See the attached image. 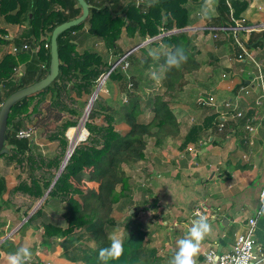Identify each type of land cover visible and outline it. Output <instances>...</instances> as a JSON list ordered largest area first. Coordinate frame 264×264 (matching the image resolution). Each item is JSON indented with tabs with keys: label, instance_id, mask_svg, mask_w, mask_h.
Masks as SVG:
<instances>
[{
	"label": "trees",
	"instance_id": "trees-1",
	"mask_svg": "<svg viewBox=\"0 0 264 264\" xmlns=\"http://www.w3.org/2000/svg\"><path fill=\"white\" fill-rule=\"evenodd\" d=\"M202 1L148 0L138 5L133 0L92 2L84 21L57 36L59 71L56 78L42 90L20 98L8 112L7 128L10 133L5 144L11 147L0 156L20 169L19 173L25 172V178L18 174L16 184L9 188H5L4 182L0 180V195L7 192L8 198L5 201L16 209L22 205L30 209L48 190L40 207L27 222L41 216L42 208L47 203L52 201L63 204L61 216L65 226L42 220L36 227L45 242H55L52 239L60 237L56 242L61 246L64 242L68 246L73 245L79 241L83 232L89 233L95 246L82 250L80 264H102L98 259V251L110 243L105 224L110 221L114 206L132 195L133 185L129 184V175L123 166H131L145 158L148 140L152 139L158 145L165 137L178 135L179 124L170 98L164 93L155 92L151 95L150 105L145 111L137 93L140 83L127 77L116 65L106 78L119 81L118 88L124 95L123 99L112 105L106 102L100 91L96 93L83 123L88 134L74 145L55 179L68 149L66 131L77 126L95 85L114 63L107 61L97 51L79 49L76 43L78 32L86 26L88 36L103 41L115 53L118 48L116 41L122 33L130 37L138 35L142 39L161 35L157 43L163 49L154 58L161 69L165 63L164 53L182 47L187 55L186 62L179 68L162 70L161 73L165 91H178L184 83L181 70L190 73L201 65L197 58L199 50L193 44L196 34L182 29L190 25V9ZM246 7L247 2L244 0H217V16L210 24L223 27L213 31L232 33L229 38L234 45L233 55L237 59L240 49L234 41L233 31L227 27L235 26V20L242 18ZM80 13L81 7L76 0H0V46L11 43L17 48L14 53L7 49L0 52L1 100L32 83L36 76L41 78L47 73L52 29L64 21L76 18ZM3 21L18 24L12 38L2 26ZM241 25L249 23L243 19ZM255 34L251 31L246 41L240 37L246 48L264 43V30L258 40L254 39ZM24 44L28 47L24 48ZM131 54L128 53L125 59L128 60ZM123 55L124 51L119 53V57ZM152 58V55L144 57L141 60L142 66L147 67ZM208 59V62L217 61L215 56ZM20 65H24L25 70L21 71ZM147 111V118H140ZM212 120L214 125L219 119L212 114L202 124L191 125L179 147L184 148L187 143L196 142L202 136L203 129L212 125L208 122ZM27 121L33 123L36 129V140L33 136L16 137L18 129L28 127ZM38 142L52 145L51 152L38 151ZM76 176L95 182L96 187H77L72 180ZM136 215V210L130 214L131 217ZM194 218L191 213L190 219ZM127 229L130 231L123 239V254L108 264H162L163 258L157 255L156 249L147 245L146 231L138 225ZM172 256L173 253L168 254L169 259Z\"/></svg>",
	"mask_w": 264,
	"mask_h": 264
},
{
	"label": "crops",
	"instance_id": "crops-1",
	"mask_svg": "<svg viewBox=\"0 0 264 264\" xmlns=\"http://www.w3.org/2000/svg\"><path fill=\"white\" fill-rule=\"evenodd\" d=\"M95 1L97 0H86L88 4ZM250 3L256 4L258 8L253 10L252 14L248 13L245 16L247 21L250 20L249 27H253L243 34L239 33L245 41L251 31L256 33L254 39L258 40L261 38L262 31L255 28L262 23L259 20L263 15L264 6L257 0ZM196 7H192L191 10L196 12ZM208 13L215 21L217 11ZM193 21L194 19H191L190 24ZM1 24L10 38L16 34L17 23L3 21ZM85 30L86 26L78 32L76 38L77 46L80 48H86L85 45L93 41ZM219 33L221 38L216 41L215 50L217 52L223 50V52L219 55L216 51L213 52L217 61L208 62L209 59H207L195 70V73L185 77L186 86L190 88L185 91L187 95L191 96L192 90L201 89L200 96H212L213 101L207 105H200L198 102L193 104L188 99L183 101L184 105L179 102L182 108L179 107L174 111L179 124V133L176 136L165 137L167 140L170 139L174 146L168 144V149L161 150L152 145V151H150L152 156L149 158L146 151L150 146L146 145L145 158L136 162L143 164L141 171H139L140 168L136 169L133 166L128 167L126 172L136 181H139V177L145 172L143 177L150 181L132 184V195L114 207L120 212L127 209L131 214L134 208L140 209L143 206L137 205L141 200V191L144 190L141 185H145V188L151 187L153 189L151 196L156 199L153 204L148 202L146 205L149 207L146 209L153 206L152 214L156 213L157 216L163 214L168 219L170 231L168 235L163 236L160 230L161 224L156 222L157 229L151 227L152 234L148 237L150 240L156 239L159 245L160 243L168 244L169 252L170 250L175 252L177 240L187 233L192 210L198 203L215 211L217 218L209 220L212 224V232L201 243L200 252L195 257L196 264H205L203 253L209 245H216L220 251H227L231 247L234 237L243 232L247 218L257 208L259 192L264 186V90L258 83L253 64L245 58L237 59L233 55L232 46L234 45L229 38L232 33ZM99 43V40L95 41V44ZM196 45L200 49L199 43ZM8 46L11 48L0 46V52L4 49L11 52L14 45L10 43ZM204 50L210 51L208 48ZM249 51L257 60H260L264 56V43L249 48ZM127 52H124V55ZM262 71L264 73V64H262ZM136 72L138 70L133 72L134 75ZM146 75L143 74L145 77ZM148 77V80L151 79L150 76ZM146 82L143 78L140 83ZM240 86H248L249 93L238 95ZM256 101L259 102L256 103ZM228 102L230 105L226 106ZM237 112H241V115L237 116ZM212 114H215L220 121L224 120L222 129L219 130L217 127L219 120L216 124L214 122V125L213 120L208 121L212 125H207L203 129L202 136L196 142H189L184 148H180L179 145L190 126L202 124L203 120ZM5 165L4 160H0V180L7 188L10 185L9 179L1 168ZM10 168L12 167L8 165L5 167V169ZM72 180L81 189L96 187L95 182L86 181L81 177H73ZM147 192L150 194L149 191ZM4 193L0 195V264H8L9 254L14 253L19 247H28L32 252V258L28 264H39L44 261L45 264H80L79 258L83 254V249L81 250L79 246L80 240L69 246L66 242L62 246L56 244L57 246L54 245L56 247L53 249L52 242H45L41 234L36 232L39 229L34 228L36 227L34 222L21 219L22 216L12 210L10 204L5 201ZM144 201L140 203L144 204ZM144 209L139 211L136 217L139 216L142 222L140 229L147 231L150 227L149 220L144 218ZM254 237L256 243L264 248V211L256 221ZM59 238L56 237V241ZM77 251L81 253L78 254Z\"/></svg>",
	"mask_w": 264,
	"mask_h": 264
},
{
	"label": "rangeland",
	"instance_id": "rangeland-1",
	"mask_svg": "<svg viewBox=\"0 0 264 264\" xmlns=\"http://www.w3.org/2000/svg\"><path fill=\"white\" fill-rule=\"evenodd\" d=\"M216 1L217 0H213V1L210 0V2H209V0H203L201 3H199V5H197L196 12H194V10H191L190 9L189 17H190V19H194V21L192 22V24H190L189 26H187L186 29H182V30H187V31H190L191 33H195L196 34L195 39L193 41V44H195L196 47H197L196 43H199V45H200V49H198L199 50V53L197 54V58L200 61V64H204L205 61L208 58L212 57V56H215L216 57L215 53H213V52L216 51V54L217 55H219V54H221L223 52V50L220 51V52L219 51L217 52V50H215V48L217 47L216 46V41H218L221 38V34L219 32H216V31H213L212 30V29H214V27L211 26L210 24L213 23V18H212V15H209V13H208V12H210V13L211 12H213V13L216 12V9H215V7H216V5H215ZM244 1L247 2V7H246L245 11H243V13H242V18L235 20L239 25L243 24V19L246 22H249L250 20L247 21V19H245L246 14H248V13L249 14H252L254 12L253 10H256V8H258L256 4L255 5H252L250 3V2H253L254 0H244ZM257 2L260 5L264 6V0H257ZM211 6H212V8H211ZM248 8L250 9L249 11L247 10ZM246 10L248 11L247 13H246ZM260 19L261 20H259V22H262V23H260L258 25V27H256V28L254 27L256 30H263L264 29V11H263V15L261 16ZM241 26H243V25H241ZM188 27H191V28H188ZM193 27H195V28H193ZM245 27H246V29L253 28L251 26L249 27V25L248 26H245ZM244 30L245 29H243L241 31V34H243L244 32H246ZM173 31H177V29H174ZM160 36L161 35H158V36L153 37V38L145 37L144 39H142V37H140L138 35H134V36L130 37V36L122 33L121 36H120V38L116 41L118 48L115 50L116 51V53H115L114 50L111 49V48H108L103 41H100L99 40L100 43L99 44H95V41L98 40V39L96 37H94V36H90L89 35V37L93 41L91 42V44L85 45V47L88 48V49H90V50H94V51L99 52L109 62H113V61H114V63L117 62V66H118L119 70L123 74H125L127 77L130 76V79H133L138 84L141 82V79L144 78V82H146L148 80V78H149L148 76L151 77V79H149L146 83H140L139 86H138V90H137V93H138V95H139V97L141 99V106H142V108L145 109V111L148 110V107L150 105L149 99H150L151 95H153L155 92L164 93L167 97H169L170 98V102L172 104V108H173L174 111L177 110V109H179V107L182 108V106H180L179 102H181L184 105L185 102H183V101H185L186 99L190 100L193 104H197V101H195V100H196V98L200 97V93L199 92L201 91V89L192 90L190 92V94L192 93L191 96L187 95V92H185L187 90H190V88L188 86H186L185 77L186 76H190L193 73H195V70L192 71V72H190V73H186L184 70H181L182 74L184 75L183 76V79H182L183 82H184L183 85L180 88H178V91L174 90L172 92H168L167 93L165 91V86L163 84V79H162L163 72H162V69H161V65L159 63L155 62V59H154L156 56H153L152 55V57H153L152 59L153 60H150L148 62V66L147 67H143L142 66V64H143V63H141L142 62L141 61L142 58H144V57L146 58L148 55L151 56V53H153V52L158 53L159 51H161V49H163V46L161 44L157 43V41H159ZM198 38H199V40H198ZM7 47L8 48H11L9 46H7ZM78 48L80 49V47H78ZM204 48L205 49L208 48V50H210V51L205 52ZM122 51H124V52L128 51L129 53H131L132 51H134V53H132L130 55V57L128 58V60H126L124 58L123 61L118 64V61L121 59V57H123V56L119 57V53H121ZM138 56L141 59H136L135 58V57H138ZM125 62H127V66H126V63ZM135 70H138V72H136L135 75H134L133 72ZM154 72L157 75L160 76V79L159 80L153 79L152 74ZM143 74H147L146 77L143 76ZM197 74H199V73H197ZM106 77H104V79H103V76H102V78L95 85V89L100 84L98 91H100L105 96L106 102L108 104L115 105L121 98L123 99L124 95L121 94V90H119V88H118V84H119L118 82L119 81L118 80L116 81V80L107 79ZM187 78H189V77H187ZM84 112H85V109H84ZM84 112L82 113V117H80V120H79L77 126L76 127H73V128H75V130H77V129L81 128V127H84L83 124H81V122L83 121V123H84V121L86 119V118H83ZM147 115H148V111L145 112V113H143V114H141L140 115V118L145 119V118H147ZM32 124L33 123H31L30 121H27L26 122V125L27 126H31L33 128L34 126ZM124 126H125V124L123 123V127ZM33 130H34V128H33ZM66 134H67V131L65 133V136L67 138V135ZM33 139L36 140V129L34 130ZM84 139H82V140H84ZM164 139H163L164 141L162 140L161 143L158 144V145H155L151 141L152 139L151 140H148V142H149L148 145L150 147L148 148V150L146 151V153L149 156V158L152 156L150 154V151H152L151 150L152 145L158 147L161 150L168 149V146H169L168 144H170L171 146H174L173 143L170 142V139H168V140H167V138H164ZM82 140H76L73 143V145H71L70 144V140L67 138L68 148L70 146L71 147L72 146L74 147L75 144L79 143ZM38 143L39 144L36 143L37 144L36 147H37V150L38 151H40L42 153L43 152L44 153L51 152L52 145H50V144H42L40 142H38ZM2 159L4 160V163L6 165L12 167L10 169H5L6 165H5V167H1L2 169H4V174L9 179V184H10L9 187H11L12 185L16 184V182H17V177L16 176L18 174H20L22 177L25 178V174H24L25 172L24 173H19L20 169H18L17 167L16 168L13 167L10 163H7L8 162L7 160H5L2 156H0V160H2ZM133 166H135L136 169L140 168L139 171H141V167L143 166V164H141V163L140 164L139 163L138 164L137 163H134L131 166L124 165L123 168L126 171L128 169V167H131L132 168ZM144 173L143 174L141 173L142 176L139 177V181L138 180L136 181L134 178H130V176H129V179H128L129 184H135V183H138V182L144 183V182L150 181V180L147 181V179L145 177H143L144 176ZM131 181L132 182L134 181V182L132 183ZM141 187L144 190L141 191L142 192L141 200H139V202L137 203V205H139V206L140 205H143V206H141L140 209L134 208V210H136V213H138L139 211H141L142 209H144L143 207H145V209H144L145 210V212H144L145 217L144 218L147 219V220H149L148 221L149 222L148 225L150 227V229L146 231V233H147L146 237L148 238L147 245L149 247H154L156 249L157 255H159V256H161L163 258L162 264H169L170 259L168 258V254H170V253H173L174 254V252L172 250H170V252H169V248H170L169 245L166 244V243H162V244L160 243V245H159V243H158V241L156 239L150 240V238L148 236H150L152 234L151 227H155L156 228L157 226L155 224H157V223L161 224L160 225V230H161L162 235L164 236V234H167L170 231L168 229V227H169L170 224L167 221L168 219H166L163 214H159V216H157L156 213L152 214V211H153L152 208H153V206H151L148 210L146 209L147 207H149L146 204L148 202L151 203V204H153L155 202V199L156 198L154 199L151 196V194L153 192L152 191L153 189H151V187H148L147 185H146V187H148V188H145V185H141ZM147 191H149L150 194H148ZM4 194H5V200H6V198H8L7 197V192L4 193ZM43 199H42V201H43ZM42 201H41V203H42ZM141 201H144L143 202L144 204H141L140 203ZM38 202H39V200L36 201L30 207V209H28L26 207V205H22L19 209H16L12 205H10V206L12 207V210L13 211H16L19 214V216H22L21 219L22 218L23 219H28L32 215V213L37 208L40 207L41 203L38 204ZM63 207H64L63 204H59L57 202H52L51 201V202H49V203H47L46 205L43 206L41 216H39L36 219H32L29 222H34L33 224L35 226H37L38 223H40L42 220H45V221H50V222H54L56 224L65 226V222H64V220H63V218L61 216V212L63 210ZM146 210H147V212H146ZM25 211H27L26 212L27 213L26 215H25ZM212 211L213 210H210V214H214ZM159 218H162V219L159 220ZM151 219H152V221H151ZM153 220L155 222H153ZM192 220L193 219H189L188 225H189V223L191 224V221ZM141 223L142 222L140 221L139 216H137V217H131L129 215L127 209H125V210H123V211L120 212L119 210H116V208H115L112 211L110 221L105 224V227L104 228L107 231V234L108 235H110V234L111 235H118V236H122L123 239H124L127 236V234L129 233V231H130V230L127 229L128 227L133 228L135 225H138L140 227V224ZM146 223H147V221H146ZM171 225L173 226V224H171ZM34 228L36 229L37 227H34ZM164 228H165V230H164ZM36 232H39L40 233V230H37ZM167 239H168V237H167ZM52 240L55 241V242H52V244H53L52 245V248L54 249V247L57 246L56 245L57 242H56V239H54V238ZM79 240H80V242H79L80 245L79 246H81L80 247L81 250L84 249V247H85V249H89V248L95 246V242L93 241V239H92V237H91V235L89 233H85L84 232V234L82 235V237ZM54 245H56V246H54ZM77 253L80 254L81 251H77ZM42 264H45V261Z\"/></svg>",
	"mask_w": 264,
	"mask_h": 264
},
{
	"label": "built area",
	"instance_id": "built-area-1",
	"mask_svg": "<svg viewBox=\"0 0 264 264\" xmlns=\"http://www.w3.org/2000/svg\"><path fill=\"white\" fill-rule=\"evenodd\" d=\"M148 0H133V2L138 5L141 3H144ZM212 28V27H211ZM223 28V27H218ZM227 29H230L234 33V41L237 45V47L240 49L238 52V59H246L250 63L253 64L254 70L256 72V78L258 80V83L262 90H264L263 87V79H264V73L262 71V64H264V56L257 60L255 58V55L252 54L248 48H246L243 41L240 40L241 31L245 29L244 31H249L252 28L246 29L245 25L241 26L235 21V26L227 27ZM48 46V45H45ZM24 48L28 47L27 45H23ZM17 48L15 46L12 47L11 52H16ZM125 56L121 57V59L118 61V64L123 61ZM125 61V60H124ZM126 66H127V62ZM117 65V62L115 66ZM114 66V67H115ZM223 76H225L223 74ZM248 86H240L238 89V95H247L249 93ZM264 95V94H263ZM213 101L212 96H200L197 99L198 104L200 105H207L210 104ZM259 101H256L258 103ZM1 104V102H0ZM226 106H229L230 103H226ZM237 116L241 115V112L236 113ZM223 121H220L217 124L218 129H222L223 127ZM250 129V128H249ZM34 135V130L31 126H28L26 128H20L16 131V137L17 138H30ZM196 211H199L209 217V220H213L217 218V213L212 211L214 214H210V209H208L204 204L199 203L193 208L192 214ZM264 211V186L261 188L259 192V198H258V206L253 211V213L247 218L245 223V228L243 232L237 234L231 244V247L227 251H220L216 245H209V247L206 249V251L203 253V259L205 264H211V261L209 260V256L213 255L217 258L216 264H264V248H262L260 245L256 243V239L254 237V230L256 226L257 219L262 215ZM195 219V218H194Z\"/></svg>",
	"mask_w": 264,
	"mask_h": 264
},
{
	"label": "clouds",
	"instance_id": "clouds-1",
	"mask_svg": "<svg viewBox=\"0 0 264 264\" xmlns=\"http://www.w3.org/2000/svg\"><path fill=\"white\" fill-rule=\"evenodd\" d=\"M210 2V0H209ZM151 55L156 56L153 52ZM165 63L162 70L179 68L183 62H186L187 55L182 47H175L174 50H168L164 53ZM153 79L159 80L160 76L155 72L152 74ZM130 215V213H129ZM195 219L187 230V233L177 240V249L175 250L169 264H196L195 257L200 252L201 243L212 232V224L209 217L199 211L194 213ZM110 243L98 251V259L102 264H108L110 260H117L124 251V240L122 236L109 235ZM32 258V252L28 247H19L14 253L8 256V264H28ZM211 264H216L217 258L209 256Z\"/></svg>",
	"mask_w": 264,
	"mask_h": 264
},
{
	"label": "water",
	"instance_id": "water-1",
	"mask_svg": "<svg viewBox=\"0 0 264 264\" xmlns=\"http://www.w3.org/2000/svg\"><path fill=\"white\" fill-rule=\"evenodd\" d=\"M76 1H77L78 5L81 7L80 15L77 16L76 18L64 21V22L56 25L51 31V34H50V61H49V68H48L47 73L41 78H39V76H36L32 83L13 91L7 97H5L3 100H1V98H0V101H1V104H0V154L6 153L8 151V149L11 147V145L5 144V140L7 139L8 135L10 133L9 129L7 128V116H8V112H9L11 106L16 101H18L20 98L25 97V96L30 95V94H33V93L40 91L43 88L47 87L56 78L58 71H59V59H58V52H57V36L61 32H63L64 30L79 24L80 22L84 21L87 18L90 4H88L86 2V0H76ZM183 29H186V28H183ZM128 53L129 52H127L126 54H128ZM126 54L123 56H126ZM115 64L116 63H113L111 65L109 71L103 76V79H104V77H106L109 74V72L113 69ZM20 69H21V71H23L25 69V66L22 65L20 67ZM99 86H100V84L94 90V92H93V94H92V96H91V98H90V100H89V102L85 108L83 118H86V116L90 110L92 101H93L94 97L96 96V93L99 89ZM81 124H83V121L81 122ZM82 130L84 131L85 134L80 135L77 138V140H82L87 136V133H88L87 130L84 127H82ZM72 148H73V146L72 147L70 146L68 148L55 179L57 178L59 172L61 171L66 160L68 159V157L72 151ZM55 179L53 180V182L55 181ZM53 182H52V184H53ZM52 184L50 186H52ZM47 192H48V190H47ZM46 193L39 200L38 204L41 203V201L45 197Z\"/></svg>",
	"mask_w": 264,
	"mask_h": 264
},
{
	"label": "bare ground",
	"instance_id": "bare-ground-1",
	"mask_svg": "<svg viewBox=\"0 0 264 264\" xmlns=\"http://www.w3.org/2000/svg\"><path fill=\"white\" fill-rule=\"evenodd\" d=\"M25 127V126H24ZM84 131L82 130V127L75 130V128L73 127H70L68 128L67 130V138L70 140V144L73 145V143L77 140V138L80 136V135H84ZM68 143V142H67ZM69 144V145H70ZM37 146V145H36ZM45 147V146H44ZM53 154V153H52ZM3 163V162H2ZM3 204V203H2ZM162 219V218H161ZM127 222V221H126ZM84 231V230H83ZM84 233V232H83ZM78 234V233H77ZM76 234V235H77ZM82 236V235H81ZM79 237V236H78ZM59 244V243H58Z\"/></svg>",
	"mask_w": 264,
	"mask_h": 264
}]
</instances>
